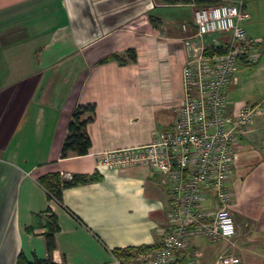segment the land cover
Instances as JSON below:
<instances>
[{
  "label": "crops",
  "instance_id": "obj_1",
  "mask_svg": "<svg viewBox=\"0 0 264 264\" xmlns=\"http://www.w3.org/2000/svg\"><path fill=\"white\" fill-rule=\"evenodd\" d=\"M243 8L261 56L239 66L228 98L260 108L238 135L226 183L236 232L217 241L192 235L172 264H215L220 255L264 264V34ZM192 10L156 0H0V264H16L19 254L46 258L49 214L56 264H113L115 250L159 246L170 221L164 176L97 161L148 144L174 121ZM86 104L94 105L89 151L61 158L71 115ZM93 173L100 179L62 188L58 200L39 183ZM214 203L209 193L200 205L210 211Z\"/></svg>",
  "mask_w": 264,
  "mask_h": 264
},
{
  "label": "built area",
  "instance_id": "obj_2",
  "mask_svg": "<svg viewBox=\"0 0 264 264\" xmlns=\"http://www.w3.org/2000/svg\"><path fill=\"white\" fill-rule=\"evenodd\" d=\"M189 5L195 33L183 40L188 50L182 68L183 100L174 121L153 132L148 144L105 151L97 161L109 168L146 165L169 185L170 221L159 246L126 259L113 256V264H172L192 235L217 241L236 232L226 183L238 135L260 107L231 102L228 88L241 62L259 61L260 42L242 26L247 18L242 0ZM217 48L221 52L206 53ZM209 193L215 198L210 211L200 205ZM238 262L237 257L220 255L215 264Z\"/></svg>",
  "mask_w": 264,
  "mask_h": 264
},
{
  "label": "trees",
  "instance_id": "obj_3",
  "mask_svg": "<svg viewBox=\"0 0 264 264\" xmlns=\"http://www.w3.org/2000/svg\"><path fill=\"white\" fill-rule=\"evenodd\" d=\"M161 4H176L178 2L184 4H192L195 8L210 7L219 4L222 0H156ZM243 6H244V0ZM192 2V3H191ZM129 54L132 59L135 58L133 50L129 49ZM221 52V49L217 48L213 51H207L206 53ZM117 58V57H116ZM118 59V58H117ZM242 62L240 63V65ZM89 114V116H87ZM94 114V105L86 104L76 108L71 115V120L67 126V134L63 140L60 157L67 158L69 156H82L88 153L90 148V139L86 133V124L91 120V116ZM100 176L97 173H93L90 176L87 175H73L70 180H63L59 174L46 175L39 178V183L45 188L49 196L60 199L61 189L65 187L75 186L87 181L99 180ZM46 230L44 232L45 251L46 258L33 260L25 259L22 254H19L16 259V264H56L51 260V253L55 248L54 234L58 230L56 219L54 214H49L47 217ZM151 248H143L136 251L130 250H115L113 256L119 259H126L135 256L139 252L149 251Z\"/></svg>",
  "mask_w": 264,
  "mask_h": 264
},
{
  "label": "rangeland",
  "instance_id": "obj_4",
  "mask_svg": "<svg viewBox=\"0 0 264 264\" xmlns=\"http://www.w3.org/2000/svg\"><path fill=\"white\" fill-rule=\"evenodd\" d=\"M244 5L250 14V19L253 20V23H255L257 27L263 25L262 32L264 34V0H245ZM246 21L247 20L244 21V25Z\"/></svg>",
  "mask_w": 264,
  "mask_h": 264
}]
</instances>
